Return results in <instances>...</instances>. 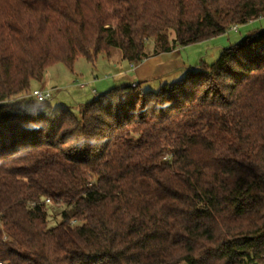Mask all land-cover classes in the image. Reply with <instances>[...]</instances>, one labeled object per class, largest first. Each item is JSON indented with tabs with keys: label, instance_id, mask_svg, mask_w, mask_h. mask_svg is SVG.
<instances>
[{
	"label": "trees",
	"instance_id": "obj_1",
	"mask_svg": "<svg viewBox=\"0 0 264 264\" xmlns=\"http://www.w3.org/2000/svg\"><path fill=\"white\" fill-rule=\"evenodd\" d=\"M261 17L264 0H0V263L264 264V31L77 116L28 97L56 63L136 65Z\"/></svg>",
	"mask_w": 264,
	"mask_h": 264
},
{
	"label": "rangeland",
	"instance_id": "obj_2",
	"mask_svg": "<svg viewBox=\"0 0 264 264\" xmlns=\"http://www.w3.org/2000/svg\"><path fill=\"white\" fill-rule=\"evenodd\" d=\"M226 34L186 47L175 46L172 52L163 55L165 63L169 64L171 72L168 77L158 78L148 85L141 84L140 91H156L159 84L180 81L187 69H198L200 65L209 67L219 57L220 52L239 43L244 37L257 31H264V17L236 27ZM173 37L170 34V39ZM145 50L149 54L154 43L145 42ZM119 51L110 50L109 54H99L93 62L79 56L71 67L63 63L49 66L41 81H33L30 90L48 91L52 108L67 109L77 116L85 104L92 102L95 95L102 94L111 88L126 85L135 77L131 65L126 61H118ZM121 74V76H120ZM30 93V92H29ZM56 213V208L51 210ZM50 211V212H51ZM51 222L55 219L49 216Z\"/></svg>",
	"mask_w": 264,
	"mask_h": 264
},
{
	"label": "crops",
	"instance_id": "obj_3",
	"mask_svg": "<svg viewBox=\"0 0 264 264\" xmlns=\"http://www.w3.org/2000/svg\"><path fill=\"white\" fill-rule=\"evenodd\" d=\"M172 50L170 52H172ZM164 54L149 56L141 63L131 65V70L135 73V77H133L128 84L136 83L140 84V86L141 84L148 85L158 78L168 77L171 69H169V64L167 65L162 58ZM118 61H122L121 58H118L116 62Z\"/></svg>",
	"mask_w": 264,
	"mask_h": 264
},
{
	"label": "built area",
	"instance_id": "obj_4",
	"mask_svg": "<svg viewBox=\"0 0 264 264\" xmlns=\"http://www.w3.org/2000/svg\"><path fill=\"white\" fill-rule=\"evenodd\" d=\"M232 30H236V27H233ZM135 84H132V87H134ZM95 97L96 94L93 91ZM28 97L38 101V102H43L51 98L50 93L48 91H42V90H33L29 93ZM48 202V201H47ZM0 229H1V224H0ZM3 240H5V236H3ZM1 264V263H0Z\"/></svg>",
	"mask_w": 264,
	"mask_h": 264
}]
</instances>
